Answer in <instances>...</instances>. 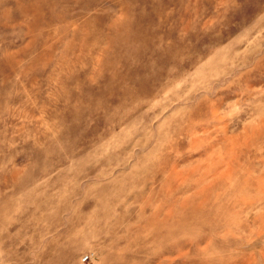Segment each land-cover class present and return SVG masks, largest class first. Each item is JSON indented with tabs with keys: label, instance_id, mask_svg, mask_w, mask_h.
<instances>
[{
	"label": "rangeland",
	"instance_id": "1",
	"mask_svg": "<svg viewBox=\"0 0 264 264\" xmlns=\"http://www.w3.org/2000/svg\"><path fill=\"white\" fill-rule=\"evenodd\" d=\"M0 264H264V0H0Z\"/></svg>",
	"mask_w": 264,
	"mask_h": 264
}]
</instances>
